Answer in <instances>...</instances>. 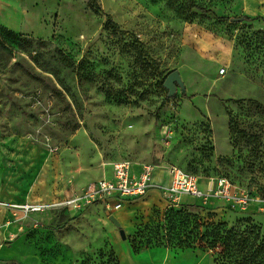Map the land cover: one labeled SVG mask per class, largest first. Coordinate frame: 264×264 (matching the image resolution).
<instances>
[{
	"label": "rangeland",
	"instance_id": "rangeland-1",
	"mask_svg": "<svg viewBox=\"0 0 264 264\" xmlns=\"http://www.w3.org/2000/svg\"><path fill=\"white\" fill-rule=\"evenodd\" d=\"M98 1L134 36L108 28L90 0H0V264H122L119 229L101 208H23L118 161L173 163L205 187L226 176L264 197V0ZM174 70L186 91L169 97ZM187 202L175 208L202 223L264 234L263 211ZM120 218L132 249L165 214Z\"/></svg>",
	"mask_w": 264,
	"mask_h": 264
},
{
	"label": "built area",
	"instance_id": "built-area-1",
	"mask_svg": "<svg viewBox=\"0 0 264 264\" xmlns=\"http://www.w3.org/2000/svg\"><path fill=\"white\" fill-rule=\"evenodd\" d=\"M171 131L162 130L163 141L170 143ZM172 176L171 184L157 185L153 182L155 164L143 163L141 171L132 173V162L122 160L113 163V177L90 182L84 190L69 198L52 203H34L24 205L28 212L45 211L55 207H64L80 211L90 205L102 203L108 212L119 210L126 198L145 195L150 189L158 188L168 202L169 207H178L184 196L199 199L207 206L213 199L224 200L232 209L244 210L256 205L258 211L264 212V197L251 193L234 184L228 177L221 176L213 180L208 187H203L197 175L182 167L166 163Z\"/></svg>",
	"mask_w": 264,
	"mask_h": 264
},
{
	"label": "trees",
	"instance_id": "trees-1",
	"mask_svg": "<svg viewBox=\"0 0 264 264\" xmlns=\"http://www.w3.org/2000/svg\"><path fill=\"white\" fill-rule=\"evenodd\" d=\"M90 8L94 13L105 16L108 28L121 34L134 36L133 33L122 30L113 16L104 11L98 0H90ZM203 11L216 15L210 9ZM217 18L230 19L227 16H217ZM260 18L261 16H256L251 17L250 20ZM145 232L149 233L145 234ZM137 235L146 238V245L137 246L133 240L134 253H140L153 245L154 247L199 248L211 252L215 264H264V234L259 228L246 226L242 229L237 227L228 229L225 223L205 224L196 214L184 209L169 207L163 222L145 224L141 230H138ZM153 241L155 244L152 243Z\"/></svg>",
	"mask_w": 264,
	"mask_h": 264
},
{
	"label": "crops",
	"instance_id": "crops-1",
	"mask_svg": "<svg viewBox=\"0 0 264 264\" xmlns=\"http://www.w3.org/2000/svg\"><path fill=\"white\" fill-rule=\"evenodd\" d=\"M142 164H143L142 162L132 161V173L134 174L139 173L141 171ZM110 165L111 166L107 168V170H104V172L99 177H96L89 181H85L84 183L78 184L77 186L69 189L66 195L63 196V198L59 199L58 201L81 193L84 190V188L92 181H96L102 178L111 179L113 177V164L111 163ZM171 181H172V176L166 166V163L163 162L161 163V165H155V169L153 173V182L157 185H169L171 184ZM202 186L205 187L203 184ZM188 200L197 202L203 205L199 199H196L190 196H184L181 200V204L188 203L187 202ZM214 200H217V199H213L212 201ZM55 201H52V202H55ZM212 201L207 206L211 205ZM89 207L101 208V210L104 211L108 217L113 215L117 218V220H118V217L119 219H121L120 215L123 214L124 212L130 211L136 208H141L145 210V209L156 207L161 210V214H165L166 210L169 208L167 200L164 198L162 192L158 188L150 189L145 195L141 197L126 198L123 201V206L119 210H115L112 212H108L102 203H96V204L90 205L82 210H85ZM249 209H251L252 211L258 212L256 205H251L248 208V210ZM69 210H72V209H69ZM74 211H77V210H74ZM121 227H122V224H121ZM119 234H120V230H119ZM120 236H118L117 234L116 235L114 234L113 240H114V245H115L118 257L122 264H212L210 260L205 258L203 255H200L198 251L194 250L195 248H185L177 252V250L170 249L169 247H152V248L144 249L140 253H134V251L132 252V249L130 248L128 244L127 246H125V244L123 243V240L125 239H123L122 236L120 238ZM120 248H123L124 254L120 253Z\"/></svg>",
	"mask_w": 264,
	"mask_h": 264
},
{
	"label": "water",
	"instance_id": "water-1",
	"mask_svg": "<svg viewBox=\"0 0 264 264\" xmlns=\"http://www.w3.org/2000/svg\"><path fill=\"white\" fill-rule=\"evenodd\" d=\"M164 86L169 90L168 96L172 97L177 91L178 88H181L182 92L186 91V85L182 79L181 73L179 70L172 71L165 79ZM110 220L119 228L120 234L123 239H126L127 235L125 230L121 227L120 222L117 218L111 215Z\"/></svg>",
	"mask_w": 264,
	"mask_h": 264
}]
</instances>
